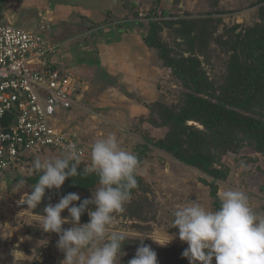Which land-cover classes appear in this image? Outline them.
I'll use <instances>...</instances> for the list:
<instances>
[{
    "label": "rangeland",
    "instance_id": "1",
    "mask_svg": "<svg viewBox=\"0 0 264 264\" xmlns=\"http://www.w3.org/2000/svg\"><path fill=\"white\" fill-rule=\"evenodd\" d=\"M259 7L256 0H159L157 6L152 0H0V23L42 32L60 43L63 64L84 82L81 108L60 121L76 131L89 150L80 168L90 165L93 143L111 133L117 135L123 149L135 155L139 147L147 146L137 170L142 187L131 195L124 211L116 214L114 228L127 230L131 238L119 253L117 264H128L142 243L157 253L158 264H189L182 255L188 245L179 239V229L172 227V213L192 200L214 210L209 193L213 179L147 143L166 138L168 127L162 123L165 110L178 112L191 91L145 44L149 23L158 22L157 34L169 57L196 62L204 75L198 95L214 102L228 86L233 67L244 64L239 41L247 30L256 34L257 28H251L261 24ZM84 39L87 45L81 48ZM244 114L264 116V96L255 103L253 112ZM186 126L191 128H185L187 134L181 139L184 153L190 156L199 150L209 157L211 167L220 173L215 182L217 197L229 187L243 191L253 210L264 215V156L254 148L256 138L237 134L232 145L240 144L241 150L229 154L219 145L207 147L211 135L198 121L189 120ZM191 131L202 137L201 146L195 145ZM61 155L46 150L39 157L44 160ZM35 157L6 175L0 190V264H61L64 259L57 248L58 234L43 231L40 223L43 209L58 203L62 196L55 195L54 188L46 189L35 209L13 205L35 184L31 181L35 178L31 174ZM241 161L246 169H241ZM22 178L25 187L14 192ZM98 187L75 193L90 199ZM61 216H69L67 209ZM71 226L64 224L62 228ZM169 236L173 238L167 243ZM212 264H216L215 259Z\"/></svg>",
    "mask_w": 264,
    "mask_h": 264
},
{
    "label": "clouds",
    "instance_id": "2",
    "mask_svg": "<svg viewBox=\"0 0 264 264\" xmlns=\"http://www.w3.org/2000/svg\"><path fill=\"white\" fill-rule=\"evenodd\" d=\"M61 148L64 153L61 156L44 160L35 157L31 174L37 176V182L31 185L30 193L21 196L19 203L35 209L46 189L59 190L69 177L95 173L99 187L90 199L81 201L77 193L70 192L43 209L40 223L43 231L58 234L57 248L64 254L61 264H117L122 246L131 238L127 230H117L114 224L116 214L124 211L132 191L138 187V157L121 147L115 133L93 143L91 163L82 171L77 145ZM240 167L246 169L247 165L241 161ZM25 184L24 178L18 180L14 192ZM75 201L81 202L77 206L73 204ZM219 201L215 210L192 200L172 213V227L179 229V239L188 245L183 257L189 264H212L213 258L216 264H264V215L253 210L249 197L240 190L226 188L220 192ZM90 205L95 206L94 210ZM65 209L68 217L61 216ZM86 211L89 221L81 224ZM69 223L71 227L62 228ZM128 264H158L157 253L142 243Z\"/></svg>",
    "mask_w": 264,
    "mask_h": 264
},
{
    "label": "built area",
    "instance_id": "3",
    "mask_svg": "<svg viewBox=\"0 0 264 264\" xmlns=\"http://www.w3.org/2000/svg\"><path fill=\"white\" fill-rule=\"evenodd\" d=\"M62 45L42 32L0 23V190L10 172L46 150L64 154L75 143L80 162L90 155L61 120L81 108L84 82L63 64ZM13 205L26 209L27 204Z\"/></svg>",
    "mask_w": 264,
    "mask_h": 264
},
{
    "label": "trees",
    "instance_id": "4",
    "mask_svg": "<svg viewBox=\"0 0 264 264\" xmlns=\"http://www.w3.org/2000/svg\"><path fill=\"white\" fill-rule=\"evenodd\" d=\"M256 1L260 5L258 17L261 24H256L254 28H251L252 30L257 28L256 34L247 30L242 35L239 44L242 45L244 52V64L233 67L232 77L228 78L230 79L228 86L223 88L214 102L198 95L201 91L200 87L204 83V75L203 72L199 71L196 62L192 59L169 57L167 47L160 41L157 34L160 27L158 22L149 23V30L144 40L148 47L155 50L161 65L170 70L182 84L191 88L183 108L178 112L165 110L162 123L168 127L166 138L147 143L159 150L169 152L183 164L197 168L211 177L213 181L209 184V193L213 199L212 207L214 210L219 208L220 203L215 185L216 180L220 178V173L211 167L209 157L203 152L194 150L196 153L191 152L190 156L185 155L181 139L187 134L186 129L191 128L186 126V122L196 120L211 135L207 147L219 145L225 153L236 154L241 150V145H232L233 139H236L237 134L244 133L251 139L256 138L254 148L264 156V116L244 114V112H253L255 103L264 96V0ZM152 2L155 6L159 4V0H152ZM191 139L196 146L202 145L203 139L199 133L192 132ZM146 150V145H142L137 150L136 156L140 163ZM79 170L82 171L83 169L79 167ZM137 180L138 187L132 191V194L142 187L138 177ZM31 181L36 183L37 176ZM98 184V177L95 173L87 176L69 177L59 190L54 188V194L64 196L70 192H85ZM81 201L78 202V205ZM87 221L88 214L86 211L81 216L80 223ZM124 246L125 244L122 249Z\"/></svg>",
    "mask_w": 264,
    "mask_h": 264
},
{
    "label": "water",
    "instance_id": "5",
    "mask_svg": "<svg viewBox=\"0 0 264 264\" xmlns=\"http://www.w3.org/2000/svg\"><path fill=\"white\" fill-rule=\"evenodd\" d=\"M86 45H87V42H86V40L84 39V40L82 41V43L79 44V47L83 48V47H85Z\"/></svg>",
    "mask_w": 264,
    "mask_h": 264
}]
</instances>
